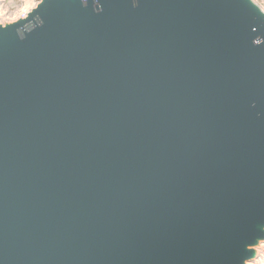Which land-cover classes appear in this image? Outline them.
I'll return each instance as SVG.
<instances>
[{
    "label": "water",
    "instance_id": "water-1",
    "mask_svg": "<svg viewBox=\"0 0 264 264\" xmlns=\"http://www.w3.org/2000/svg\"><path fill=\"white\" fill-rule=\"evenodd\" d=\"M37 2L0 24V264L252 260L260 6Z\"/></svg>",
    "mask_w": 264,
    "mask_h": 264
},
{
    "label": "rangeland",
    "instance_id": "rangeland-1",
    "mask_svg": "<svg viewBox=\"0 0 264 264\" xmlns=\"http://www.w3.org/2000/svg\"><path fill=\"white\" fill-rule=\"evenodd\" d=\"M256 2L260 8L264 11V0H253ZM32 0H14L12 3L3 6L0 5V19L5 18V9L10 8L18 9L23 5H29ZM10 7V8H9ZM255 251V256L252 260L248 261L246 264H264V240H259L258 243L252 247Z\"/></svg>",
    "mask_w": 264,
    "mask_h": 264
},
{
    "label": "built area",
    "instance_id": "built-area-1",
    "mask_svg": "<svg viewBox=\"0 0 264 264\" xmlns=\"http://www.w3.org/2000/svg\"><path fill=\"white\" fill-rule=\"evenodd\" d=\"M13 1L14 0H0V5L4 7V5L12 3ZM37 3V0H32L29 5H23L21 8L14 9L9 7V10L5 9V18L0 19V24L6 25L18 21L19 19L26 18L32 9L36 7Z\"/></svg>",
    "mask_w": 264,
    "mask_h": 264
}]
</instances>
